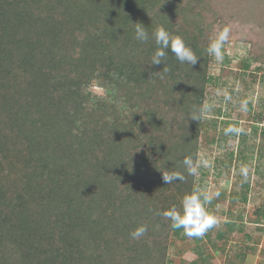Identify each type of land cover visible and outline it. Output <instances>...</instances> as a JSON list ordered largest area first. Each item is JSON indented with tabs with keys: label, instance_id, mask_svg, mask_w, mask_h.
<instances>
[{
	"label": "trees",
	"instance_id": "obj_1",
	"mask_svg": "<svg viewBox=\"0 0 264 264\" xmlns=\"http://www.w3.org/2000/svg\"><path fill=\"white\" fill-rule=\"evenodd\" d=\"M229 21L250 27L242 40L263 66L264 0H0V264H175V237L203 258L204 243L243 231L230 215L225 230L190 238L162 215L198 191L183 159L198 163L205 113L191 116L212 81L208 45ZM161 25L195 65L170 49L151 65ZM163 172L184 179L166 184Z\"/></svg>",
	"mask_w": 264,
	"mask_h": 264
},
{
	"label": "rangeland",
	"instance_id": "obj_2",
	"mask_svg": "<svg viewBox=\"0 0 264 264\" xmlns=\"http://www.w3.org/2000/svg\"><path fill=\"white\" fill-rule=\"evenodd\" d=\"M227 25L230 39L223 60L213 57L210 63L206 100L210 110L205 112L197 186L220 200L209 210L217 219L215 232L227 228L230 215L237 218L236 229L243 231L231 234L227 242L216 241V248L204 243L203 258L192 239L175 237L169 252L175 264H229L238 262L237 255L245 249L249 252L245 264L264 263V221L253 223L255 210L264 206V65L251 62L250 42L242 40L254 36L250 27L232 21ZM244 101L246 108L241 110ZM244 193L246 203L239 198Z\"/></svg>",
	"mask_w": 264,
	"mask_h": 264
},
{
	"label": "clouds",
	"instance_id": "obj_3",
	"mask_svg": "<svg viewBox=\"0 0 264 264\" xmlns=\"http://www.w3.org/2000/svg\"><path fill=\"white\" fill-rule=\"evenodd\" d=\"M135 39L144 44L149 41V32L142 24H135ZM152 37L155 39L157 48L151 58V65L164 64L167 57V52L170 49L171 53L175 55L176 59L181 63H188L195 65L197 63V57L194 54L191 47L186 43L184 38L180 35H172L164 26H159L152 33ZM230 39V28L225 27L219 31L214 38H211L207 48V52L210 56H213L216 61L223 60V48ZM166 71V68L164 69ZM246 101L241 103V110L246 108ZM210 110V105L205 103L199 108H194L191 118L193 120H199L203 114ZM231 131V129H229ZM183 164L189 175L198 174L199 164L194 163L190 156H186L183 159ZM184 177L179 172H163V180L166 184L172 183L174 180H183ZM98 191V190H97ZM219 195V193H215ZM212 194L207 191H195L191 194L185 195L182 200V211L178 210L177 206L173 205L169 210L164 211L162 215L171 221L172 229H183L184 234L190 238L202 237L205 232L216 225L217 219L208 210L206 205L210 203ZM160 215L161 213L156 212ZM148 231L146 224H141L135 230L129 233L132 239H139L144 236Z\"/></svg>",
	"mask_w": 264,
	"mask_h": 264
}]
</instances>
